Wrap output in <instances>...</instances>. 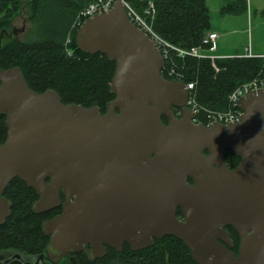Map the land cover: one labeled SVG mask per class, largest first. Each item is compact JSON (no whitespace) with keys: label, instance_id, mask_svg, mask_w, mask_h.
Here are the masks:
<instances>
[{"label":"water","instance_id":"1","mask_svg":"<svg viewBox=\"0 0 264 264\" xmlns=\"http://www.w3.org/2000/svg\"><path fill=\"white\" fill-rule=\"evenodd\" d=\"M131 1L116 0L75 37L82 53L116 65L105 113L65 105L53 90L36 93L19 68H0L8 129L0 144V227L13 207L3 194L19 179L39 196L34 213L63 208L42 224L54 264L72 251L90 261L106 247L142 251L167 236L197 264H264V89L240 100V123H194L186 84L162 76L160 50L123 6ZM2 44L1 36L0 52ZM226 151L241 160L236 168L228 169ZM227 226L239 236L237 253Z\"/></svg>","mask_w":264,"mask_h":264},{"label":"trees","instance_id":"2","mask_svg":"<svg viewBox=\"0 0 264 264\" xmlns=\"http://www.w3.org/2000/svg\"><path fill=\"white\" fill-rule=\"evenodd\" d=\"M97 0H0V13L4 27L11 28L12 20L25 10L34 30L33 39L16 38L3 41L0 68H19L34 92H57L62 103L97 106L105 113L109 102L115 99L110 84L116 65L103 54L86 55L75 42L79 26L74 24L79 13ZM155 5L152 26L157 35L171 45L191 50L202 47L203 39L211 32V17L206 0H135L132 6L144 14L148 3ZM248 10L247 0H230L220 13L222 16L242 15ZM6 30H4V33ZM69 41V42H68ZM167 72L173 71L186 83L194 84L197 102L205 111L225 113L230 108V95L243 84L255 79L264 80V57H226L211 60L193 57L179 58L173 51L166 61ZM167 78V77H166ZM206 117L203 111L200 118ZM205 121V120H204ZM5 116H0V144L7 139ZM229 169L236 168L241 160L226 151ZM3 196L12 202L11 215L0 227V250H20L38 253L47 242L43 235V219L59 214L57 208L49 213L36 214L32 209L37 196L19 179L13 180ZM181 215V213H179ZM234 244L240 239L233 228H227ZM80 264H197L185 244L173 236L155 240L142 251H132L125 245L121 252L108 248L101 260Z\"/></svg>","mask_w":264,"mask_h":264},{"label":"built area","instance_id":"3","mask_svg":"<svg viewBox=\"0 0 264 264\" xmlns=\"http://www.w3.org/2000/svg\"><path fill=\"white\" fill-rule=\"evenodd\" d=\"M116 0H97L96 2L90 4L85 7L78 15L77 20L74 24V27H80L82 23L90 17L95 15L104 14L110 11L114 5ZM123 6L126 10V13L131 20V22L136 25L140 30H142L145 34H147L150 39L156 44L157 48L160 50L164 60L165 67L162 69L161 74L165 79L168 80H177L179 82H183L182 79L178 77H173V71L167 72L166 70V61L170 56V52L173 51L177 54L179 58L193 57L197 59H206L209 58L211 60L223 59L226 57L213 56L212 51L216 49L217 44V35L216 34H207L203 39V46L208 47V50H204L202 47L192 48L191 50H185L182 48H177L164 39H162L153 29L152 19L155 15V5L153 2L148 3V8L145 10L144 14H140L131 4V2H123ZM69 42V41H68ZM238 57H256L251 53H248L246 56H238ZM167 77V78H166ZM186 89L188 91V101L186 107L189 108L196 118L194 119V123L196 124H204L208 127L212 126L215 123H221L223 125H229L231 123H240L241 118L243 116V112L240 109V100L254 92L261 89H264V80L255 79L249 83L243 84L238 87L229 98L230 108L225 113L220 112H210L205 111L201 108L199 103L196 100L194 94V84L186 83ZM205 112L206 117L205 121L200 118L202 112Z\"/></svg>","mask_w":264,"mask_h":264},{"label":"rangeland","instance_id":"4","mask_svg":"<svg viewBox=\"0 0 264 264\" xmlns=\"http://www.w3.org/2000/svg\"><path fill=\"white\" fill-rule=\"evenodd\" d=\"M206 3L212 26V31L208 34L217 35L216 49L212 51L213 56L218 48V53L223 52L228 57L246 56L248 53L256 57L264 55L260 54L264 53V0H247V13L237 16H222L220 13L221 9L230 3V0H206ZM4 24L3 14L0 13V38L2 36L4 42L13 38L27 41L35 36L25 10L12 20L11 28L4 27ZM4 30H6L5 33ZM221 36L223 37L219 41ZM225 36H227L226 39Z\"/></svg>","mask_w":264,"mask_h":264},{"label":"flooded vegetation","instance_id":"5","mask_svg":"<svg viewBox=\"0 0 264 264\" xmlns=\"http://www.w3.org/2000/svg\"><path fill=\"white\" fill-rule=\"evenodd\" d=\"M24 24H26V21H24ZM24 29H25V25H24ZM174 112H175V116L176 118H181V113L179 110L177 109H174ZM163 122L167 125L169 123L168 119L163 117ZM228 167V165H227ZM229 169V167H228ZM188 182L190 184H193V181L191 179H187ZM49 182V180L47 181ZM36 193V192H35ZM37 196V199L36 201L39 200V196L36 194ZM35 201V202H36ZM61 201L62 203H65L66 200L65 198L63 197V195H61ZM34 202V203H35ZM62 209L63 211V208L62 206L59 207ZM62 211L57 214V215H54V216H50V217H47L45 219H43V221L41 222V229H42V224L46 221H49V220H52L58 216H60L62 214ZM51 212V211H49ZM49 212H46V213H49ZM178 213H181L178 209ZM43 214V213H42ZM179 217L181 220H183V217H182V214L180 215L179 214ZM227 228H232L230 226H227V227H224L223 229L230 235V239L232 241V237H231V233L229 232V230H227ZM42 233H43V229H42ZM44 235V233H43ZM45 236V235H44ZM47 238V242L46 244L44 245V248L42 249V251L38 252V253H30L29 251H20V250H0V264H54L52 263L49 259H48V256L46 254V249L50 243V238L45 236ZM127 245V244H125ZM124 245V246H125ZM240 245V243H239ZM129 246V245H128ZM130 247V246H129ZM239 247V246H238ZM238 247L236 249V253H237V250H238ZM88 250H92V246L89 245L86 247ZM124 248V247H123ZM233 248H234V244H233ZM231 248V250L233 249ZM107 249L108 247H106V254H107ZM131 249V247H130ZM123 250V249H122ZM132 250V249H131ZM145 250V249H144ZM133 251V250H132ZM106 256V255H105ZM104 256V257H105ZM103 257V258H104ZM80 259H87L89 260L88 256H87V253L85 251H81V252H71L67 257L63 258L59 263L57 264H80ZM102 258H97L95 261H90V262H96L98 260H101Z\"/></svg>","mask_w":264,"mask_h":264},{"label":"crops","instance_id":"6","mask_svg":"<svg viewBox=\"0 0 264 264\" xmlns=\"http://www.w3.org/2000/svg\"><path fill=\"white\" fill-rule=\"evenodd\" d=\"M212 31V30H211ZM214 32H218L217 30H213ZM225 33V32H224ZM219 34V33H218ZM220 35V34H219ZM222 37L223 36H221L220 37V39H219V41L222 39ZM227 38V36H225V39ZM218 51H219V48L217 49V51H216V54H215V56H219V57H228V55H226V54H223V52L221 53H218ZM260 54H264V53H260ZM258 56H260V55H258ZM238 57V56H237ZM260 57H264V55H262V56H260Z\"/></svg>","mask_w":264,"mask_h":264},{"label":"bare ground","instance_id":"7","mask_svg":"<svg viewBox=\"0 0 264 264\" xmlns=\"http://www.w3.org/2000/svg\"><path fill=\"white\" fill-rule=\"evenodd\" d=\"M85 21H86V20H85ZM85 21H84V22H85ZM84 22H83V23H84ZM83 23H82V24H83Z\"/></svg>","mask_w":264,"mask_h":264}]
</instances>
